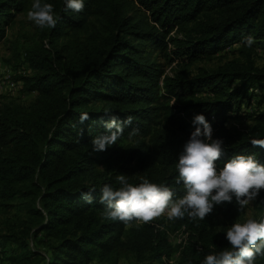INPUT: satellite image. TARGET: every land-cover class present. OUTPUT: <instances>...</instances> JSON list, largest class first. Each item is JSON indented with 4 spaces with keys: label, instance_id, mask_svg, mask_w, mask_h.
<instances>
[{
    "label": "trees",
    "instance_id": "obj_1",
    "mask_svg": "<svg viewBox=\"0 0 264 264\" xmlns=\"http://www.w3.org/2000/svg\"><path fill=\"white\" fill-rule=\"evenodd\" d=\"M44 2L57 17L54 28L39 29L51 46L26 49L17 71L35 98L24 108H0V209L8 213L16 203L21 211L0 220V253L9 252L11 264H118L125 256L163 264L162 256L175 251L163 229L181 225L193 238L179 254L181 264H202L205 254L230 247L227 223L243 211L235 199L204 220L124 224L103 216L98 196L88 204L81 192L105 183L118 187L116 176L124 174L132 184L144 177L182 196L175 164L196 114L210 122L214 139L223 140L218 168L236 154H254L264 163V147L250 142L264 139V109L249 114L244 128L227 124L256 90L263 92L259 103L264 100V67L252 58L255 45L264 47V0H84L79 13L65 12L64 0ZM31 3L0 0V44ZM249 35L251 47L242 42ZM236 44L244 61L193 71L202 56ZM171 63L176 68L167 74L164 66ZM27 68L32 73L22 74ZM106 111L132 123L116 144L92 152L91 138L105 132ZM82 113L89 115L83 124ZM37 237L48 258L30 247ZM255 264H264V257Z\"/></svg>",
    "mask_w": 264,
    "mask_h": 264
},
{
    "label": "clouds",
    "instance_id": "obj_2",
    "mask_svg": "<svg viewBox=\"0 0 264 264\" xmlns=\"http://www.w3.org/2000/svg\"><path fill=\"white\" fill-rule=\"evenodd\" d=\"M64 5L65 12L84 10V0H64ZM27 19L40 29L54 28L57 24L54 6L44 0H33ZM242 42L251 47L255 40L249 35ZM105 116L101 121L105 132L91 138L92 152L106 151L116 144L125 126L132 123L131 117L121 119L109 111ZM88 119L87 113L79 117L81 124ZM192 123L195 130L175 164L176 183L183 184L182 196L177 197L169 186L147 178L141 177L140 183L132 184L124 174H119L118 187L107 183L98 189L90 186L88 191L81 192L82 199L92 204L98 196L99 203L105 206L103 216L124 224L149 223L165 215L173 221L186 216L193 221L204 220L215 206L232 203L234 199L240 211L246 208L264 190V163L254 154H236L218 168L217 161L224 154L223 140L213 138L212 126L203 114H196ZM250 142L264 147V139L252 138ZM225 233L230 247L205 254L202 264H255L257 257H264V217L237 219Z\"/></svg>",
    "mask_w": 264,
    "mask_h": 264
},
{
    "label": "rangeland",
    "instance_id": "obj_3",
    "mask_svg": "<svg viewBox=\"0 0 264 264\" xmlns=\"http://www.w3.org/2000/svg\"><path fill=\"white\" fill-rule=\"evenodd\" d=\"M33 2V0H31ZM32 4V3H31ZM30 10V9H29ZM17 13L14 21L7 28V35L2 44H0V108L6 110L8 108L17 107H27L29 106L34 98L35 93L28 92L23 88L22 81L19 80V75L17 71L20 68V63L23 60V54L26 49L32 47H37L42 43L47 44V47L51 46L48 41L40 37L41 33L39 27H37L32 21L27 19V12ZM170 35H175L174 31ZM240 44L233 45L225 52H218L215 55H205L202 56L199 61L192 66L194 72L199 68L213 69L218 65L223 64L226 61L233 59H240L244 61V53L240 52ZM252 58L257 67H264V47L255 45L253 47ZM161 63H164L163 58L159 59ZM165 73H173L176 65L174 63L165 64ZM32 72L30 69H26L22 74L30 75ZM13 75V77H12ZM14 82L13 84H11ZM263 92L261 90H256L255 95L252 98V102L249 106H241L240 110L231 115L228 123L234 124L236 128H244L251 124V117L249 114H255L256 112L264 109V100L260 104L259 101L262 100ZM231 114V113H230ZM235 116V117H234ZM11 210L8 213L3 212L0 209V220L5 219L7 216L10 218H15L17 215H21V211L18 209L19 204L13 203ZM264 212V193L262 191L246 208L243 209L239 220L243 221L247 218L257 219ZM167 218L161 216L156 220ZM221 218L212 220L213 226L217 229L218 224L222 221ZM1 226V225H0ZM227 226L230 225L227 223ZM40 237L33 238L30 240V247L35 248L41 253V256L48 258L49 252L43 242L39 241ZM193 240V238H192ZM191 240V241H192ZM7 254L0 253V264H11L9 259H7ZM179 258L174 261L175 264H181L178 262ZM90 264H103L94 261ZM118 264H139L132 256H125L120 259Z\"/></svg>",
    "mask_w": 264,
    "mask_h": 264
},
{
    "label": "built area",
    "instance_id": "obj_4",
    "mask_svg": "<svg viewBox=\"0 0 264 264\" xmlns=\"http://www.w3.org/2000/svg\"><path fill=\"white\" fill-rule=\"evenodd\" d=\"M12 82L11 84H13ZM163 227H161L162 229ZM167 236L169 243L175 247V251L169 256H162L163 264H175L174 261L179 258L181 250L191 241V231L186 225H181L175 230L163 229Z\"/></svg>",
    "mask_w": 264,
    "mask_h": 264
}]
</instances>
